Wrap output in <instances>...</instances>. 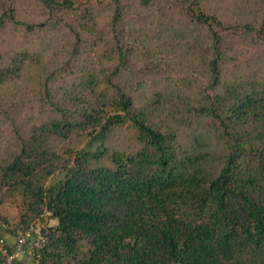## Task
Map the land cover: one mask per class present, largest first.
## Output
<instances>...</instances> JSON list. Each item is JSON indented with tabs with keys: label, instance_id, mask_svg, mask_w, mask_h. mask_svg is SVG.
<instances>
[{
	"label": "trees",
	"instance_id": "trees-1",
	"mask_svg": "<svg viewBox=\"0 0 264 264\" xmlns=\"http://www.w3.org/2000/svg\"><path fill=\"white\" fill-rule=\"evenodd\" d=\"M4 199L39 264H264V0H0Z\"/></svg>",
	"mask_w": 264,
	"mask_h": 264
},
{
	"label": "built area",
	"instance_id": "built-area-1",
	"mask_svg": "<svg viewBox=\"0 0 264 264\" xmlns=\"http://www.w3.org/2000/svg\"><path fill=\"white\" fill-rule=\"evenodd\" d=\"M45 240L44 234L38 229L16 230L14 242L9 245L0 237V253L4 257L3 264H15L18 258L30 256L32 264H39L40 250Z\"/></svg>",
	"mask_w": 264,
	"mask_h": 264
},
{
	"label": "rangeland",
	"instance_id": "rangeland-1",
	"mask_svg": "<svg viewBox=\"0 0 264 264\" xmlns=\"http://www.w3.org/2000/svg\"><path fill=\"white\" fill-rule=\"evenodd\" d=\"M54 181L53 179L48 180V184H52ZM18 211H17V205L13 199H4L0 203V223L1 222H7L9 224H14L18 222ZM6 224V223H4ZM50 224H54L53 221H50ZM0 232H2L0 228ZM7 231H4L5 233Z\"/></svg>",
	"mask_w": 264,
	"mask_h": 264
},
{
	"label": "crops",
	"instance_id": "crops-1",
	"mask_svg": "<svg viewBox=\"0 0 264 264\" xmlns=\"http://www.w3.org/2000/svg\"><path fill=\"white\" fill-rule=\"evenodd\" d=\"M3 232H0V236L5 239L7 244H9V245L13 244L14 237L12 235L8 234L7 232H5V233H3ZM18 261L20 264H32L29 255H25L22 258H18Z\"/></svg>",
	"mask_w": 264,
	"mask_h": 264
}]
</instances>
